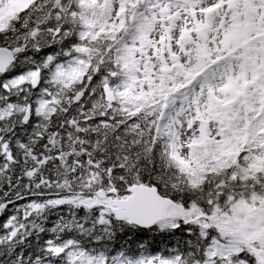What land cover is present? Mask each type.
<instances>
[{
  "label": "snow or ice",
  "instance_id": "snow-or-ice-1",
  "mask_svg": "<svg viewBox=\"0 0 264 264\" xmlns=\"http://www.w3.org/2000/svg\"><path fill=\"white\" fill-rule=\"evenodd\" d=\"M0 264H264V0H0Z\"/></svg>",
  "mask_w": 264,
  "mask_h": 264
}]
</instances>
